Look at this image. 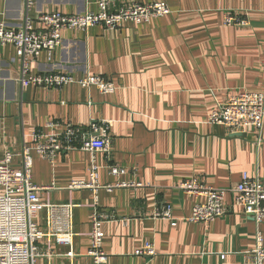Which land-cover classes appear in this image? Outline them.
Segmentation results:
<instances>
[{"label": "crops", "instance_id": "obj_1", "mask_svg": "<svg viewBox=\"0 0 264 264\" xmlns=\"http://www.w3.org/2000/svg\"><path fill=\"white\" fill-rule=\"evenodd\" d=\"M29 16L97 11L98 0H30ZM118 4L122 1L115 0ZM165 2L171 13L148 23L125 22L119 29L102 25L87 31L65 30L53 55L42 52L35 72L57 70L76 78L91 73L117 85L114 93L74 83L63 88L23 87L13 44L0 42V163L6 150L19 166L23 140L60 131L67 124L87 127L93 120L110 122L113 137L109 159L99 152L101 209L118 220L104 223V250L109 264H255L248 255L256 247L259 226L228 192L230 210L208 224L191 216L201 196L178 185L200 178L206 185L230 188L247 172L264 184V125L229 133L208 121L217 102L264 88V0H135ZM27 0H0V21L18 23ZM246 16L249 26H227L224 14ZM91 153L60 151L54 160L33 154V181L51 186L42 201L79 204L74 210L73 263L56 256L40 264H93L86 255L91 233L92 191L70 188L88 180ZM111 163L126 173L114 175ZM132 182V186H116ZM137 184H140L137 186ZM171 205L172 219L154 213ZM174 222V224H173ZM39 224L44 226L43 212ZM147 242L154 256L136 254ZM55 251L59 247L53 243Z\"/></svg>", "mask_w": 264, "mask_h": 264}, {"label": "built area", "instance_id": "obj_2", "mask_svg": "<svg viewBox=\"0 0 264 264\" xmlns=\"http://www.w3.org/2000/svg\"><path fill=\"white\" fill-rule=\"evenodd\" d=\"M31 1L27 0L26 11L18 23L0 21L1 44H13L19 60V80L23 87L29 85L41 88H63L74 83L90 90L96 88L102 93H114L115 82L97 74L87 73L76 78L71 73L48 70L35 72L33 63L42 52L50 56L63 43L65 30L87 31L96 25L109 29H119L125 22L148 23L152 19L171 13L165 2L142 3L135 0L122 1L98 0V10H87L78 14L61 12L39 13L33 19L29 16ZM223 22L227 26H249V19L237 12L224 14ZM208 121L224 126L229 133L239 132L249 127L259 132L264 125V88L261 91H242L231 96L227 101L217 102L210 112ZM113 137L110 134V122L93 120L87 127L72 123L60 131L46 135L34 134V143L28 145L23 140L19 153L20 164L15 166V154L6 150L0 163V264H40L56 256H65L73 263L75 230L74 210L79 204L53 203L42 201L40 192L51 186H40L33 181V154L47 160H54L60 151L82 150L91 153L88 180L72 182L70 188H88L92 191L91 233L89 249L86 253L93 264H109L104 250L105 232L103 225L110 220H118L115 211L101 209L99 190H113L114 186L99 183L100 165L96 153H103L110 158ZM109 170L114 175L126 173V169L111 163ZM132 182H119L116 186H132ZM140 184H137V186ZM178 188L190 195L201 196L204 201L194 205L188 218L194 223L208 224L226 214L230 208L226 204L228 192L234 194V204L243 208L259 226L264 220V184L258 174L250 176L245 172L242 178L230 188H216L206 185L200 178L182 181ZM43 212L44 226L39 224ZM155 217L172 219L171 205H165L154 213ZM174 224V222H173ZM256 247L249 259L255 264H264V238L259 227L255 233ZM59 247L55 251L52 244ZM156 249L147 242L136 254L154 256Z\"/></svg>", "mask_w": 264, "mask_h": 264}]
</instances>
